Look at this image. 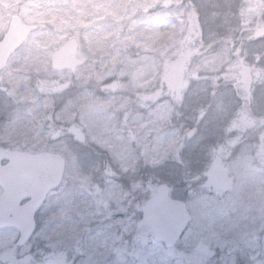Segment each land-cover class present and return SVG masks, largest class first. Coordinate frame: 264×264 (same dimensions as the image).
I'll return each mask as SVG.
<instances>
[{"label":"rangeland","instance_id":"374dc122","mask_svg":"<svg viewBox=\"0 0 264 264\" xmlns=\"http://www.w3.org/2000/svg\"><path fill=\"white\" fill-rule=\"evenodd\" d=\"M13 15L37 31L0 73V144L50 105L67 153L37 242L0 230V264H264V45L234 46L264 35V0H0V40ZM70 39L85 65L56 73ZM160 186L192 217L172 249L140 221Z\"/></svg>","mask_w":264,"mask_h":264},{"label":"water","instance_id":"95a60500","mask_svg":"<svg viewBox=\"0 0 264 264\" xmlns=\"http://www.w3.org/2000/svg\"><path fill=\"white\" fill-rule=\"evenodd\" d=\"M36 26L25 25L19 17L13 16L9 21L5 35L0 42V70L5 68L9 57L36 31ZM78 43L75 39L66 42L53 52L50 60L52 70L71 71L74 73L83 62L77 59ZM0 229L14 228L19 232L18 246L29 240L33 230V216L41 206L45 195L60 183L64 161L51 154L29 156L23 153L0 150ZM215 190H221L226 182L225 174L220 169L210 173ZM30 201L19 207V202ZM141 220L150 228L151 238L171 249L184 234L191 216L186 204L169 196L164 186L152 194L141 207Z\"/></svg>","mask_w":264,"mask_h":264},{"label":"flooded vegetation","instance_id":"af4514ba","mask_svg":"<svg viewBox=\"0 0 264 264\" xmlns=\"http://www.w3.org/2000/svg\"><path fill=\"white\" fill-rule=\"evenodd\" d=\"M235 36H236V39H235V45L234 46H236V48L241 47V46L246 47L247 45H250V44H252V45L255 44L257 46H258V44L264 45V35L261 37H258L255 35H249V40L247 39L248 35L243 36V35H241L240 32L236 33ZM20 49L17 50L15 52V54L17 52H19ZM6 68L4 70H6ZM4 70H2L1 72H3ZM260 77H262L261 74L259 72H257L255 75V78L260 79ZM4 91H6V89H4ZM8 96H9V94H8ZM53 107L54 106L47 105L43 111H34L33 112L35 114L40 113V117L38 118V120L34 121L35 128L38 129L39 132H34V131H31V129H29V133L26 132L24 139L16 140L15 143L14 142H12V143L8 142L5 144H0V150L7 151V152H18V153H23V154L25 153L29 156H35V155H38L41 153H49V154H53V155H59L65 161L66 160L65 154L67 152H65L63 144H62L63 138H65V137L63 135V122H61L63 110H62V107L55 108V109ZM10 108H12L14 110V112H16L17 114H21V113L26 114L25 117H28L27 119H31L32 106H30V105L23 106V105L18 104V105H12V106H10ZM8 111L9 110H5L4 112L6 113ZM8 119H9V117L7 115L2 116L0 118V120L5 121V122H7ZM66 138H70V135L67 134ZM78 139H80L79 135H77L76 140L73 141V139H72V144H71L72 147L77 146L76 142ZM5 164H7V161H5V160H3L0 163V165H2V166H4ZM64 176L65 175H63L59 185L54 190L47 193L42 205L40 206L38 211L35 213V215L33 217L34 223H35V231L25 246L17 247L16 241H17L19 234L16 230L11 229L15 232V237L13 238L12 244L14 245V249H16L17 251L22 250L23 248H25L27 246H32L37 242L35 235H36L39 223H40L41 218H42V216H41L42 212L44 209L49 208L48 205H50V203H52L53 201L57 202L56 201L57 198L59 199V197H60L59 192H61V187L63 184ZM1 193H2V189L0 188V194ZM29 201H30L29 198L21 200L19 202V207L25 205ZM44 245H46V244H44ZM6 257H7V255H6Z\"/></svg>","mask_w":264,"mask_h":264},{"label":"trees","instance_id":"16d2710c","mask_svg":"<svg viewBox=\"0 0 264 264\" xmlns=\"http://www.w3.org/2000/svg\"><path fill=\"white\" fill-rule=\"evenodd\" d=\"M143 200H144V199H143ZM143 200H142V201H143ZM247 255H248V254H247ZM243 257L246 259V255H243ZM243 257H241V258H243ZM249 259H250V258H249ZM238 260H239V264H242V263L244 262L243 259L240 260V258H239ZM256 263H257V261H256Z\"/></svg>","mask_w":264,"mask_h":264}]
</instances>
